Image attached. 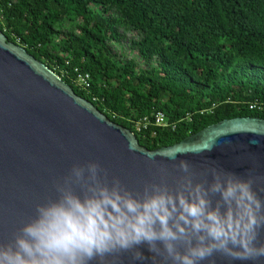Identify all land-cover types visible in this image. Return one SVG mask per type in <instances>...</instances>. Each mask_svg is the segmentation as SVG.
Returning a JSON list of instances; mask_svg holds the SVG:
<instances>
[{
    "label": "trees",
    "instance_id": "trees-1",
    "mask_svg": "<svg viewBox=\"0 0 264 264\" xmlns=\"http://www.w3.org/2000/svg\"><path fill=\"white\" fill-rule=\"evenodd\" d=\"M0 21L150 151L224 120H264V0H0Z\"/></svg>",
    "mask_w": 264,
    "mask_h": 264
},
{
    "label": "water",
    "instance_id": "water-1",
    "mask_svg": "<svg viewBox=\"0 0 264 264\" xmlns=\"http://www.w3.org/2000/svg\"><path fill=\"white\" fill-rule=\"evenodd\" d=\"M173 155L175 159H170ZM182 160L189 164L187 173L179 167ZM92 163L99 165L102 186L111 189L118 180L122 189L137 198L153 184L166 185L175 193L186 179L205 189L214 183V174L221 180L251 179V191L262 204L259 213L254 205L252 211L264 216V120H224L174 146L150 151L140 146L133 132L111 122L0 31V245L12 243L20 229L36 219L39 206L57 202L60 188L83 198V182L66 181L74 166L85 168L87 180V165ZM209 199L212 207L219 201L222 213L234 214V232L244 231L247 201L237 197L239 206L232 201L225 204L219 193L210 192ZM257 231L255 246L259 247L264 244V225ZM157 246L163 252L162 244ZM135 251L143 259H134ZM89 264L173 262L149 251L145 243L132 251L107 254L103 261L97 257ZM199 264H264V257L235 259L214 252Z\"/></svg>",
    "mask_w": 264,
    "mask_h": 264
},
{
    "label": "clouds",
    "instance_id": "clouds-1",
    "mask_svg": "<svg viewBox=\"0 0 264 264\" xmlns=\"http://www.w3.org/2000/svg\"><path fill=\"white\" fill-rule=\"evenodd\" d=\"M179 167L189 171L187 161H180ZM99 171L98 164L87 165L85 180V168L74 166L66 183L83 182V198L60 188L57 202L39 206L38 217L21 228L12 243L0 245V264H89L97 257L103 261L107 254L132 251L145 243L149 251L173 264H199L214 252L235 259L264 257V244L255 246L264 216L252 211L254 205L259 213L262 204L251 191V179L221 180L214 174L208 189L186 179L175 193L166 185L153 184L137 198L122 189L118 180L111 189L102 186ZM209 192L219 193L225 204L232 201L239 206L237 197L248 202L243 232L232 230L234 214L230 210L222 213L219 201L212 207ZM133 258L143 256L135 251Z\"/></svg>",
    "mask_w": 264,
    "mask_h": 264
},
{
    "label": "built area",
    "instance_id": "built-area-1",
    "mask_svg": "<svg viewBox=\"0 0 264 264\" xmlns=\"http://www.w3.org/2000/svg\"><path fill=\"white\" fill-rule=\"evenodd\" d=\"M3 23L0 21V24ZM85 87H88L87 83L84 84ZM261 106L257 103H254L250 106L251 110L260 109ZM166 118L162 113H157L154 117V121L152 122L153 125L156 127H165ZM144 124L147 125V121L144 120Z\"/></svg>",
    "mask_w": 264,
    "mask_h": 264
}]
</instances>
